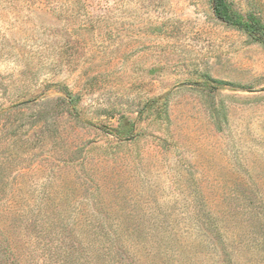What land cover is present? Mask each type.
<instances>
[{
	"label": "rangeland",
	"instance_id": "rangeland-1",
	"mask_svg": "<svg viewBox=\"0 0 264 264\" xmlns=\"http://www.w3.org/2000/svg\"><path fill=\"white\" fill-rule=\"evenodd\" d=\"M0 264H264V42L211 0H0Z\"/></svg>",
	"mask_w": 264,
	"mask_h": 264
},
{
	"label": "trees",
	"instance_id": "trees-1",
	"mask_svg": "<svg viewBox=\"0 0 264 264\" xmlns=\"http://www.w3.org/2000/svg\"><path fill=\"white\" fill-rule=\"evenodd\" d=\"M212 13L223 23L245 31L253 40L264 42V26L257 20L243 19L232 12L224 0H211Z\"/></svg>",
	"mask_w": 264,
	"mask_h": 264
}]
</instances>
